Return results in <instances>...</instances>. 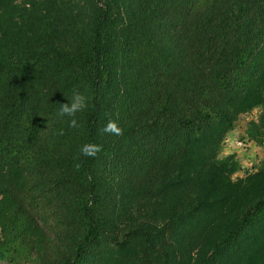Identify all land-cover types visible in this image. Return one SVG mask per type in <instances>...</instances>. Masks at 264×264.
<instances>
[{"label": "trees", "instance_id": "obj_1", "mask_svg": "<svg viewBox=\"0 0 264 264\" xmlns=\"http://www.w3.org/2000/svg\"><path fill=\"white\" fill-rule=\"evenodd\" d=\"M256 111L264 0H0V264H264Z\"/></svg>", "mask_w": 264, "mask_h": 264}, {"label": "rangeland", "instance_id": "obj_2", "mask_svg": "<svg viewBox=\"0 0 264 264\" xmlns=\"http://www.w3.org/2000/svg\"><path fill=\"white\" fill-rule=\"evenodd\" d=\"M259 113L253 112L241 117L237 122L235 130L229 135L225 144L222 157L236 155L237 160L242 166V171L234 176V179H241L251 173H254L264 165V144L258 146L250 141L247 136V130L251 121L257 120ZM243 146L239 147L238 144Z\"/></svg>", "mask_w": 264, "mask_h": 264}, {"label": "clouds", "instance_id": "obj_3", "mask_svg": "<svg viewBox=\"0 0 264 264\" xmlns=\"http://www.w3.org/2000/svg\"><path fill=\"white\" fill-rule=\"evenodd\" d=\"M69 100H70V103L61 104V108L59 109L58 115L60 117L71 118L70 126L73 128H76L78 127V122L75 119V117L77 113H81L89 107V98L85 94L79 91H75L73 92ZM48 123H47V126H48ZM101 133L120 136L123 134V131L116 121L109 120L107 124L101 129ZM59 134H63L62 131ZM101 151H102V146L93 144V143L84 144L81 147V154L85 157H95ZM74 167L76 170H79L81 167V164L76 163Z\"/></svg>", "mask_w": 264, "mask_h": 264}, {"label": "built area", "instance_id": "obj_4", "mask_svg": "<svg viewBox=\"0 0 264 264\" xmlns=\"http://www.w3.org/2000/svg\"><path fill=\"white\" fill-rule=\"evenodd\" d=\"M238 146H239V147H242V146H243V144H242V143H239V144H238Z\"/></svg>", "mask_w": 264, "mask_h": 264}]
</instances>
